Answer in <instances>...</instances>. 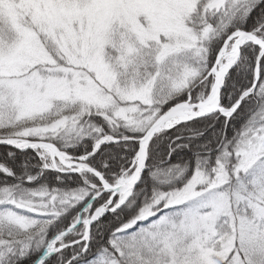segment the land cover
<instances>
[{"label":"snow or ice","instance_id":"1","mask_svg":"<svg viewBox=\"0 0 264 264\" xmlns=\"http://www.w3.org/2000/svg\"><path fill=\"white\" fill-rule=\"evenodd\" d=\"M0 264H264V0H0Z\"/></svg>","mask_w":264,"mask_h":264}]
</instances>
